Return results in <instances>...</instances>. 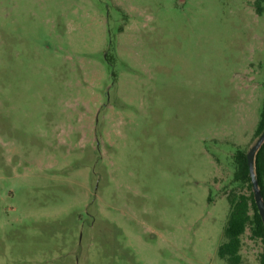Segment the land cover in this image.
Returning a JSON list of instances; mask_svg holds the SVG:
<instances>
[{
  "label": "rangeland",
  "instance_id": "obj_1",
  "mask_svg": "<svg viewBox=\"0 0 264 264\" xmlns=\"http://www.w3.org/2000/svg\"><path fill=\"white\" fill-rule=\"evenodd\" d=\"M256 1L0 0V264H228ZM262 254L248 228L241 264Z\"/></svg>",
  "mask_w": 264,
  "mask_h": 264
},
{
  "label": "trees",
  "instance_id": "obj_2",
  "mask_svg": "<svg viewBox=\"0 0 264 264\" xmlns=\"http://www.w3.org/2000/svg\"><path fill=\"white\" fill-rule=\"evenodd\" d=\"M256 12L259 15L264 13V0L256 1ZM260 123L257 130L260 136L264 131V99L260 114ZM235 173L233 183L237 185H248L253 188L249 170L247 166L246 154L238 151L234 157ZM255 172L259 188L264 201V144L256 155ZM229 204V213L225 227L226 242L220 245L218 255L228 264H241L242 236L249 228L254 238L263 243V254L260 258V264H264V225L258 214L254 194L250 196L232 193L227 198Z\"/></svg>",
  "mask_w": 264,
  "mask_h": 264
},
{
  "label": "water",
  "instance_id": "obj_3",
  "mask_svg": "<svg viewBox=\"0 0 264 264\" xmlns=\"http://www.w3.org/2000/svg\"><path fill=\"white\" fill-rule=\"evenodd\" d=\"M264 144V131L263 133L259 136L258 140L256 141V143L254 144V146H252V148L247 152L246 154V160H247V166H248V170H249V175L251 178V182L253 185V193H254V201H255V205L258 211V214L261 218V221L264 225V201L262 198V194L259 188V184L256 178V172H255V159H256V155L259 152V150L261 149V147Z\"/></svg>",
  "mask_w": 264,
  "mask_h": 264
}]
</instances>
